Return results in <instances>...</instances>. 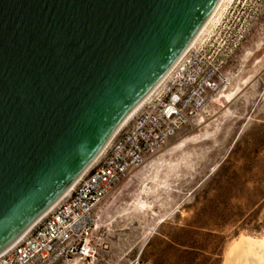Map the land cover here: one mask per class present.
Wrapping results in <instances>:
<instances>
[{"label": "water", "instance_id": "obj_1", "mask_svg": "<svg viewBox=\"0 0 264 264\" xmlns=\"http://www.w3.org/2000/svg\"><path fill=\"white\" fill-rule=\"evenodd\" d=\"M218 0H0V253L81 178Z\"/></svg>", "mask_w": 264, "mask_h": 264}, {"label": "rangeland", "instance_id": "obj_2", "mask_svg": "<svg viewBox=\"0 0 264 264\" xmlns=\"http://www.w3.org/2000/svg\"><path fill=\"white\" fill-rule=\"evenodd\" d=\"M196 46L229 77V88L107 197L96 215L92 261L56 257L45 264H136L153 237L196 222L205 226L203 232L216 234L197 237L207 248L200 260L264 264V207L256 215L258 232L244 226L248 211L224 223L205 211L220 164L231 162L236 169L243 162L264 164V151L252 154L247 145L251 125L264 121V0H227ZM153 246L147 258L163 251V245Z\"/></svg>", "mask_w": 264, "mask_h": 264}, {"label": "built area", "instance_id": "obj_3", "mask_svg": "<svg viewBox=\"0 0 264 264\" xmlns=\"http://www.w3.org/2000/svg\"><path fill=\"white\" fill-rule=\"evenodd\" d=\"M229 86L203 48L188 49L70 191L0 253V264H45L56 257L92 261L96 215L107 197Z\"/></svg>", "mask_w": 264, "mask_h": 264}, {"label": "trees", "instance_id": "obj_4", "mask_svg": "<svg viewBox=\"0 0 264 264\" xmlns=\"http://www.w3.org/2000/svg\"><path fill=\"white\" fill-rule=\"evenodd\" d=\"M251 126L248 132L250 140L247 141V145L250 152L256 155L260 150L264 151V121ZM257 163L243 162L237 169L231 162H223L218 166L215 175L219 178L212 188L214 195L208 199L207 210H205L208 217L224 223L239 219L244 211H248L244 226L251 232L260 231L262 225L257 221L256 215L258 210L264 207V164ZM248 185H251L248 188L249 193L243 197L238 196V191L246 189ZM205 229L203 224L196 222L194 226L186 225L176 228L172 233L162 236L164 238L153 237L147 243L136 264H211V262L214 264L209 258L207 259L209 262L199 258L207 248L201 246L197 237L206 239L207 236H216L210 232H203ZM155 242L163 245V251H156L152 254L153 256H150L152 258L149 256L147 258V253L154 247Z\"/></svg>", "mask_w": 264, "mask_h": 264}, {"label": "bare ground", "instance_id": "obj_5", "mask_svg": "<svg viewBox=\"0 0 264 264\" xmlns=\"http://www.w3.org/2000/svg\"><path fill=\"white\" fill-rule=\"evenodd\" d=\"M226 1H227V0H218V2H217L216 5H215V8H214L213 12H212L211 15H210V18H209L208 21H207V23L204 25V27L202 28V30L200 31V33L197 35V37H196L195 39H193V40L190 42V44H189L188 47L185 49V51L179 56V58L176 60L175 64L173 65V67H172L171 70L169 71V73L172 71V69L175 67L176 63L178 62V60H180V58L183 57V55L186 53V51H187L188 49H190V48L196 46L197 44L200 43V41H202V39H203L205 33H206L207 30L210 28V25L216 21V19H217V17L219 16V14H220L222 8L224 7V3H225ZM169 73H168V74H169ZM168 74H167V75H168ZM167 75H166V76H167ZM142 104H143V103H142ZM142 104L138 106V108L132 113V115H131V116L125 121V123H124V124H123V125L117 130V132L113 135V137H114L116 134H118L123 128H125V126H126L131 120H132V118H133V117L137 114V112L140 110ZM113 137H112V138H113ZM112 138H111V139H112ZM109 142H110V141H109ZM109 142H108V143H109ZM108 143H107L106 146H108ZM106 146L104 147V149L106 148ZM104 149H103V150H104ZM103 150L98 154V156L103 152ZM98 156H97V157H98ZM97 157H96V158H97ZM96 158H95V159H96ZM69 191H70V190H69ZM69 191H67L64 195H66ZM64 195H63V196H64ZM63 196H62V197H63Z\"/></svg>", "mask_w": 264, "mask_h": 264}, {"label": "crops", "instance_id": "obj_6", "mask_svg": "<svg viewBox=\"0 0 264 264\" xmlns=\"http://www.w3.org/2000/svg\"><path fill=\"white\" fill-rule=\"evenodd\" d=\"M165 145H166V144H165ZM157 154H158V153H157ZM157 154H156V155H157ZM156 155H155V156H156ZM155 156H154V157H155ZM154 157H153V158H154ZM153 158L151 159V161L153 160ZM151 161H150V162H151ZM135 172H136V171H135ZM133 173H134V172H133Z\"/></svg>", "mask_w": 264, "mask_h": 264}]
</instances>
